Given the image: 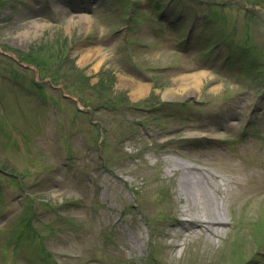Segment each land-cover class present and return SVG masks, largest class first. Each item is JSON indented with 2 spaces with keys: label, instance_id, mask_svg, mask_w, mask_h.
I'll list each match as a JSON object with an SVG mask.
<instances>
[{
  "label": "rangeland",
  "instance_id": "1",
  "mask_svg": "<svg viewBox=\"0 0 264 264\" xmlns=\"http://www.w3.org/2000/svg\"><path fill=\"white\" fill-rule=\"evenodd\" d=\"M0 264H264V0H0Z\"/></svg>",
  "mask_w": 264,
  "mask_h": 264
},
{
  "label": "bare ground",
  "instance_id": "2",
  "mask_svg": "<svg viewBox=\"0 0 264 264\" xmlns=\"http://www.w3.org/2000/svg\"><path fill=\"white\" fill-rule=\"evenodd\" d=\"M81 22H86L89 23L90 19L88 16H80L78 19ZM77 21V20H76ZM80 58L83 62L90 61V60H95L96 63L98 64L101 60V51L100 47L97 45H92V46H85L79 50ZM205 74V71L196 73L192 76L191 82L187 83L180 77L181 81L177 84V88H169L165 90L163 98L166 100H175V99H183L187 97L190 94H193L196 92V89L198 88V84L200 83V78L201 75ZM131 84V90L132 94L135 97H139L142 94H144L147 90L148 84L141 83L139 81H134L132 79H129ZM134 81V82H133ZM191 84V85H189ZM248 111V110H247ZM193 134V133H191ZM199 135V133H196ZM206 135L209 136H217L221 134L220 130L217 129V131L214 129H211L209 132L205 133ZM170 167L171 171L173 172L174 170H177V180H176V186H177V191L178 193L185 199H189V197L194 198V188L198 189L196 186V175L195 171L199 174V176L203 175V179L207 180L209 177H213L210 173L207 175L200 169L196 170L194 166L183 163L182 161L178 160H171L170 161ZM186 209L185 207L182 208V222L183 223H178L174 225L180 226V231L176 234V237H181L182 234H184V231L189 229V228H194L198 227L200 229H207L211 231L213 234H217L218 229L212 230L211 226L216 225L217 223H222V221L219 219L217 216L216 212L210 211L209 209L205 210V213H199V212H190V214H187L185 212ZM207 213V214H206ZM218 213V212H217ZM190 216V218L188 217ZM186 221L188 223H186ZM183 224H187L186 227L183 226ZM135 245L133 247H138L137 242L132 239ZM176 243H172V247L175 248Z\"/></svg>",
  "mask_w": 264,
  "mask_h": 264
}]
</instances>
